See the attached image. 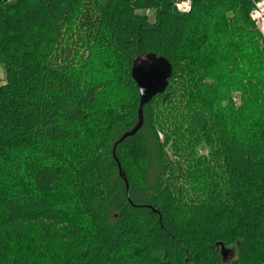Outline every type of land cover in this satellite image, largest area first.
Here are the masks:
<instances>
[{"label":"trees","instance_id":"trees-1","mask_svg":"<svg viewBox=\"0 0 264 264\" xmlns=\"http://www.w3.org/2000/svg\"><path fill=\"white\" fill-rule=\"evenodd\" d=\"M179 1L0 0V264H264L256 0ZM149 55L152 177L142 124L117 142Z\"/></svg>","mask_w":264,"mask_h":264},{"label":"water","instance_id":"water-1","mask_svg":"<svg viewBox=\"0 0 264 264\" xmlns=\"http://www.w3.org/2000/svg\"><path fill=\"white\" fill-rule=\"evenodd\" d=\"M171 64L162 56L149 55L138 57L132 66V79L139 93L138 122L130 131L122 134L117 142L132 135L142 124V106L154 96L162 93L171 75ZM127 193V189H126Z\"/></svg>","mask_w":264,"mask_h":264},{"label":"rangeland","instance_id":"rangeland-1","mask_svg":"<svg viewBox=\"0 0 264 264\" xmlns=\"http://www.w3.org/2000/svg\"><path fill=\"white\" fill-rule=\"evenodd\" d=\"M5 80V73H4V67L0 64V84L4 83ZM235 94H233V99H237V97H234ZM141 133L146 138L148 148H149V162H148V169L147 173L152 177L155 173L156 169H158L160 165V154H159V143L158 139H161V136L158 137V139L154 136V133L152 131L151 125H150V119L146 115L142 117V128ZM161 141V140H160Z\"/></svg>","mask_w":264,"mask_h":264},{"label":"built area","instance_id":"built-area-1","mask_svg":"<svg viewBox=\"0 0 264 264\" xmlns=\"http://www.w3.org/2000/svg\"><path fill=\"white\" fill-rule=\"evenodd\" d=\"M4 1L11 2L12 0ZM175 6L179 11L187 12L190 9V0L179 1ZM249 17L264 41V0L253 1V7L249 12Z\"/></svg>","mask_w":264,"mask_h":264},{"label":"clouds","instance_id":"clouds-1","mask_svg":"<svg viewBox=\"0 0 264 264\" xmlns=\"http://www.w3.org/2000/svg\"><path fill=\"white\" fill-rule=\"evenodd\" d=\"M139 11V10H138Z\"/></svg>","mask_w":264,"mask_h":264}]
</instances>
